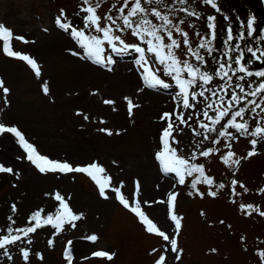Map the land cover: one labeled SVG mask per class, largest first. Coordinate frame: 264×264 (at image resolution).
Wrapping results in <instances>:
<instances>
[{"label":"rangeland","instance_id":"rangeland-1","mask_svg":"<svg viewBox=\"0 0 264 264\" xmlns=\"http://www.w3.org/2000/svg\"><path fill=\"white\" fill-rule=\"evenodd\" d=\"M123 2L100 0L98 15L103 18L111 14L118 18L117 9ZM92 3L95 5L96 0ZM165 3L167 7L144 3L149 9L147 18L158 25L161 23L151 16L152 8L169 15L174 25L188 33L193 48L198 47L200 39L209 32L207 17H216L214 47L220 51L208 56L201 50V55L208 60L209 71L217 67L214 57L221 56L225 50V29L231 25L235 34L243 23L246 31L248 18L255 16L259 23L263 17L258 0H217L219 12L203 0H189L186 4L165 0ZM82 7H86L83 0H0V24L11 29L14 36L23 37V40L13 39L11 47L35 59L41 70L37 77L26 62L6 55L0 42V80L9 90L5 95L0 89V123L16 127L40 154L51 159L67 161L73 167L92 162L101 165L106 170L104 175L111 177L112 187L122 185L121 192L130 203L135 193L149 218L177 240L179 259L177 253L165 252L168 242L148 233L146 226L110 189L105 199L99 186L85 173H40L26 159L14 134L7 133L0 134V164L11 167L13 173H0V229L10 224L9 217L15 220L12 225L15 228L28 226L30 216L37 210L54 214L59 208L56 193L81 219L73 222L75 227L66 224L59 234L51 226L39 229L31 234V245L11 248V260L0 255V264H26L20 247L31 251L27 264H69L65 256L69 241L71 264H157L162 254L166 256L164 264H262L258 252L264 250V216L260 215L264 212V139H258L253 147L250 141L256 137L239 136L234 130L231 131L238 138L231 141L216 133L209 134L221 139L220 144L194 135L192 129L204 132L197 122V116L204 120L201 109L207 103L201 98L196 110H184L185 119L192 116L187 127L179 125L173 117L172 122L179 132L176 135L174 131L173 135L180 143L172 146L191 163L203 165L205 175L214 182L212 185L200 182L194 189L191 182L199 176L194 173L180 184L175 173L163 171L157 158L163 150L162 131L167 126L162 115L176 110L178 88L171 78L163 77L162 71L161 77L172 87H144V70L136 63L139 54L135 51L122 56L113 54L115 63L109 65L111 71L82 55H73L74 51L82 52V49L55 21L57 17H66L77 28L83 27ZM182 8L197 12L199 17L188 15L180 10ZM134 19L139 21L140 16ZM101 23L106 21L102 19ZM118 23L122 22L118 19ZM121 35L129 44L139 43L130 31ZM173 35L181 43L176 50L180 59L195 63L183 44L184 37L174 29ZM147 56L153 68L160 67L152 54ZM262 81L264 78L246 77L240 81L234 77L229 94L235 90L243 95L235 87L237 84H243L245 91L250 92ZM44 83L48 85L47 94L43 91ZM221 83L224 82L214 79L208 87L215 88ZM259 95V107L254 106L255 111L245 118L250 124L249 131L264 127V93ZM126 98L134 105L131 113ZM252 98L249 96L247 101ZM208 111L215 115L211 109ZM216 127L219 131V126ZM228 143L230 148L226 146ZM209 147L217 151L208 157L199 155ZM229 151L235 154L233 160L240 161L238 165L223 162L221 157ZM253 151L255 154L249 155ZM193 152L196 159H192ZM220 184L224 187L220 188ZM170 194L176 195L174 209L168 203ZM145 201L149 204H144ZM242 205H251L258 211L242 210ZM173 211L181 218L178 234L170 218ZM91 235L98 237L96 242L87 239ZM50 240L54 241L52 245ZM97 251L108 252L113 258L93 256Z\"/></svg>","mask_w":264,"mask_h":264},{"label":"snow or ice","instance_id":"snow-or-ice-1","mask_svg":"<svg viewBox=\"0 0 264 264\" xmlns=\"http://www.w3.org/2000/svg\"><path fill=\"white\" fill-rule=\"evenodd\" d=\"M178 2L186 4L189 0H178ZM203 2L210 5L217 12L220 11L217 0H203ZM144 3L167 7L165 0H124L122 6L117 9L119 13L118 18L113 17L111 14L102 18L98 15L100 0H96L95 5L92 3V0H83V5H86V7H82L81 9V11L85 13L82 21L83 27L77 28L73 22L67 20L66 17L65 19L57 17L55 23L60 29L69 33L78 47L82 49V52L74 51L72 53L73 55H82L84 59L91 60L93 63L106 67L108 71H111L112 69L109 65L115 63L113 54L122 56L129 54L130 50L135 51L139 54V59L136 63L144 70L142 73L144 87L149 89H169L172 87V84L166 82V80L161 77V71L163 77H169L174 81L175 86L179 90L176 98L177 108L172 113H164L162 115V119L167 121V126L162 131L163 150L158 153L157 158L162 165L163 171L165 173H175L179 178L178 182L180 184L186 182V176L191 177L194 173H198L199 176L191 182L192 188L195 189L200 182L212 185L214 181L205 175L203 165L191 163L189 159L180 156L178 154V149L172 146L173 144L180 143L179 140L176 139V136L173 135V132L176 131V126H174L172 120L173 117H175L179 125L187 127L189 121L192 120V116L189 115L188 118L185 119L184 110H196L201 102V98H203L207 103L201 111L204 120L208 121V123H204V120H200L199 116H197L198 126L204 129V132H197L195 129H192L194 135L203 136L204 140L211 139L214 144H220L221 139L210 137L209 134L216 133L218 137L231 141L238 138V136L234 135L233 131H231L234 130L239 136L256 137L250 141L253 147L256 146L258 139H264V127L257 126L253 131H249L250 124L245 119L249 111H255V107H252L253 105L259 107L256 100L247 101V98L249 96L255 97L260 93H264V81L260 82L257 87L250 92L245 91L243 84H237L235 87L238 88L239 92L243 93V95L237 94L235 90H232L231 94H229V89L233 87L231 81L234 77L240 81H244L246 77L264 78V70H249V64L253 61H258L261 65H264V46H253V43L256 45L264 44V29L259 30V32L257 31L255 27V16H251L246 22L247 35H245V25L243 23L239 25L235 34L231 25H229L225 29L226 35L223 40L225 50L221 56L214 57L217 67L214 71H209L208 60L204 55H201V50L206 51L208 56H213V53L220 51V49L214 47V41L217 38L216 17H207L209 32L200 39L198 47L193 48L188 39V33L183 31L179 26L174 25L169 15L162 14L158 8H152L151 16L161 23L158 25L153 22V19H148L149 9L144 7ZM180 10L187 12L188 15L199 17L197 12H188L187 8H182ZM61 16H64L63 10H61ZM137 16H140L139 21L134 19ZM102 19L105 20L106 23L102 24ZM118 19L122 23H118ZM225 19L227 20L228 18L225 17ZM180 23L182 24L183 20H181ZM173 29L176 33H180L184 37L183 44L187 46V51L195 63L187 58L181 60L177 55L176 50L181 47V43L174 38ZM125 31H130L131 35L134 36L139 43H127L121 35ZM197 35H199V33H197ZM13 39L23 40V37L14 36L11 29L0 24V42H2L4 53L10 57L26 62L34 70L35 75L39 77L41 75V70L37 61L27 54L13 50L11 47ZM245 41H247V43H244ZM24 42L27 43V41ZM141 45H146V47H142ZM149 53L152 54L155 58V63L160 67L153 68L149 63L147 56ZM246 53L250 54L247 58ZM214 79H218L224 83L216 85L215 88L208 87L212 84ZM249 87H251V84H249ZM0 89L7 95L9 90L4 87L3 80H0ZM43 91L47 94V83L43 84ZM140 91H143V88L140 89ZM205 93H209L210 95H205ZM245 101H247L246 105H244ZM105 103L113 104L115 102L105 101ZM133 107L132 101L128 99L129 113H131ZM234 108L235 110H233ZM209 109H211L215 115H210ZM84 118L87 119V116ZM216 126H219V131ZM101 131H107L109 135L112 134L106 129H101ZM7 133L14 134L18 143L26 153V159L31 162L40 173H85L99 186L100 194L105 199L108 198L107 190L110 189L111 192L117 195L119 202L126 209L132 211L146 226V231L148 233H154L168 242L169 247L165 249V252L170 250L172 253H177L176 258L179 259L177 240L174 237L170 238L168 234L162 231L157 224L149 218L145 211L142 210L141 202L135 193L130 203V200L125 198V195L121 192L122 185L112 187L111 177L104 175L106 170L97 162H92L90 165L73 167L67 161L51 159L40 154L36 146L31 144L16 127L5 126L0 123V134ZM176 135H179L178 131H176ZM226 146L230 148L231 144L228 143ZM216 151V149L209 147L201 151L199 155L208 157ZM253 154H255L254 151L249 153V155ZM234 155L233 152L229 151L221 158L225 164H230L231 162V164L238 165L240 161L233 160L232 158ZM196 158L197 155L193 152L192 159ZM0 173L12 174L13 169L0 164ZM16 175L18 178L19 174L16 173ZM235 183L234 181L233 184ZM219 187L223 188L224 185L220 184ZM138 188L139 185L137 184V191ZM210 195L215 196L216 192H210ZM55 199L59 202L58 210L54 214H44L43 209L37 210L30 216L28 226L14 228L12 225L15 224V220H13L12 217L8 218L10 224L0 229V233H2L0 234V255L7 256V258L11 260V248L23 244L31 245V234H35L43 227L51 226L55 229L56 233L59 234L64 231L66 224L71 227L76 226L73 222L81 219V216L72 212L68 203L59 193L55 194ZM175 200L176 195L170 194L168 203L171 205L172 209H174ZM159 203H164V201H159ZM144 204H149V202L145 201ZM241 208L242 210L251 208L253 211H258V209H254L251 205H242ZM12 211H16L15 205L12 206ZM248 214L251 215V212ZM260 215L264 216V212H260ZM170 218L175 222V228L178 234V230L181 227V218L177 217L174 211ZM87 239L96 242L98 237L91 235L87 237ZM53 243L54 241H49L50 245ZM67 247L69 250L66 251L65 256L69 264H71V241L68 242ZM19 250L22 254V259L27 264L31 255L30 249L27 247H20ZM37 255L39 259H43L42 255ZM258 255L261 258L262 264H264V250L259 251ZM93 256L107 258L108 260L113 258L112 254L105 251L94 252ZM165 259L166 256L162 254L157 260V264H164Z\"/></svg>","mask_w":264,"mask_h":264},{"label":"trees","instance_id":"trees-1","mask_svg":"<svg viewBox=\"0 0 264 264\" xmlns=\"http://www.w3.org/2000/svg\"><path fill=\"white\" fill-rule=\"evenodd\" d=\"M174 1H178V0H174ZM260 5H261V8H262V11H263V17H262V20L259 22V23H256L255 27L257 29V31L259 32V30L261 29H264V0H258ZM179 3V2H178ZM191 9L193 7H190ZM245 35H247V30L245 31ZM244 43H247V41H245ZM253 46L254 47H257V46H264V44H261V45H256L255 43H253ZM235 55V54H234ZM250 54H247L246 53V58L247 56H249ZM249 70L251 71H258V70H264V65H261L260 62L258 61H253L251 64H249ZM260 95H257L255 96L252 100H256V102L258 103L259 101V97ZM255 105H253L252 107H254ZM251 111H249L245 118H247V116L249 115Z\"/></svg>","mask_w":264,"mask_h":264},{"label":"bare ground","instance_id":"bare-ground-1","mask_svg":"<svg viewBox=\"0 0 264 264\" xmlns=\"http://www.w3.org/2000/svg\"><path fill=\"white\" fill-rule=\"evenodd\" d=\"M11 148H14V147L11 146Z\"/></svg>","mask_w":264,"mask_h":264}]
</instances>
